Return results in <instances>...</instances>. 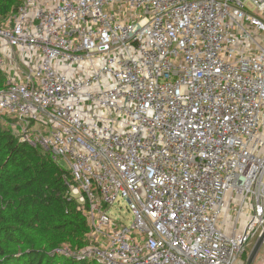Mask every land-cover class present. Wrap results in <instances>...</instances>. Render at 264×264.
Masks as SVG:
<instances>
[{"label": "built area", "instance_id": "2783aa9c", "mask_svg": "<svg viewBox=\"0 0 264 264\" xmlns=\"http://www.w3.org/2000/svg\"><path fill=\"white\" fill-rule=\"evenodd\" d=\"M262 17L264 0H22L0 26V118L46 128L24 141L69 173L76 259L240 264L264 231Z\"/></svg>", "mask_w": 264, "mask_h": 264}, {"label": "trees", "instance_id": "16d2710c", "mask_svg": "<svg viewBox=\"0 0 264 264\" xmlns=\"http://www.w3.org/2000/svg\"><path fill=\"white\" fill-rule=\"evenodd\" d=\"M21 3L22 0H0V26L1 19L8 13L16 12ZM3 77L0 73V78ZM44 153L39 147H33L10 130L0 127V191L7 192L8 188L12 195L20 197L21 213L31 215V223L26 224L30 229L34 230L38 223H45L71 237L87 234L84 214L67 195L68 171ZM3 218L0 211V264H59L56 256L35 248H28L18 255L8 253L3 241L14 242L16 237ZM24 220L17 219L20 223ZM68 261V264H98L74 257Z\"/></svg>", "mask_w": 264, "mask_h": 264}, {"label": "rangeland", "instance_id": "374dc122", "mask_svg": "<svg viewBox=\"0 0 264 264\" xmlns=\"http://www.w3.org/2000/svg\"><path fill=\"white\" fill-rule=\"evenodd\" d=\"M11 13H8L5 17L1 19V25L6 24ZM264 20V17H262ZM6 85L5 77L0 78V89ZM0 127L8 129L21 140H32L34 138L35 131H46L44 126H40L38 122L32 121H19L13 118H0ZM49 157L54 163L56 162L51 158L48 153H44ZM60 166L65 167L62 162H57ZM20 197L12 195L10 190L7 188L3 192L0 191V211L2 217H4V222L6 225L11 226L15 233L16 241L9 242L3 241V245L8 250L10 254H21L28 248H35L42 250L47 255L56 256L57 263L68 264L70 257L61 256L57 251L59 249H67L72 254L79 255L82 252L87 251L90 248V241L88 238V233L85 235L71 237L63 231H59L52 226L45 223H38L35 229H30L26 224L31 223V215L25 212L21 213L22 200ZM19 200V201H18ZM7 201L8 204H5ZM19 204V205H18ZM20 213V216H17ZM110 214L118 220H121L125 224H129L132 217L126 210V202L122 199L119 203L115 205L114 208L110 209ZM25 219L23 223L17 221V219ZM256 241H252L246 248V252L243 255L240 264H246L249 255L255 245ZM75 258V257H74ZM46 264V263H43ZM252 264H264V243L259 249L255 259Z\"/></svg>", "mask_w": 264, "mask_h": 264}, {"label": "water", "instance_id": "95a60500", "mask_svg": "<svg viewBox=\"0 0 264 264\" xmlns=\"http://www.w3.org/2000/svg\"><path fill=\"white\" fill-rule=\"evenodd\" d=\"M264 243V231L262 234L259 236V238L256 240V243L249 255V258L247 260L246 264H252L253 260L255 259L259 249L261 248L262 244Z\"/></svg>", "mask_w": 264, "mask_h": 264}]
</instances>
